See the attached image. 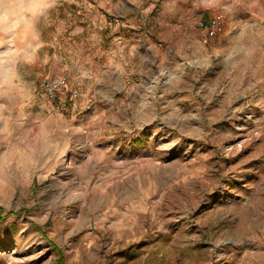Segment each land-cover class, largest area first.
<instances>
[{
	"label": "rangeland",
	"instance_id": "1",
	"mask_svg": "<svg viewBox=\"0 0 264 264\" xmlns=\"http://www.w3.org/2000/svg\"><path fill=\"white\" fill-rule=\"evenodd\" d=\"M25 6L0 25V264H264V0Z\"/></svg>",
	"mask_w": 264,
	"mask_h": 264
},
{
	"label": "built area",
	"instance_id": "2",
	"mask_svg": "<svg viewBox=\"0 0 264 264\" xmlns=\"http://www.w3.org/2000/svg\"><path fill=\"white\" fill-rule=\"evenodd\" d=\"M225 13L224 10H221L212 13L205 19H201L198 23L200 29L208 36H216L223 32ZM40 82L45 92L51 97L56 96L57 92L66 85L65 77H50L46 75L41 76Z\"/></svg>",
	"mask_w": 264,
	"mask_h": 264
},
{
	"label": "clouds",
	"instance_id": "3",
	"mask_svg": "<svg viewBox=\"0 0 264 264\" xmlns=\"http://www.w3.org/2000/svg\"><path fill=\"white\" fill-rule=\"evenodd\" d=\"M29 4L34 0H27ZM26 0H0V25L5 24L11 18H18L20 13L33 11L32 7L26 8Z\"/></svg>",
	"mask_w": 264,
	"mask_h": 264
},
{
	"label": "crops",
	"instance_id": "4",
	"mask_svg": "<svg viewBox=\"0 0 264 264\" xmlns=\"http://www.w3.org/2000/svg\"><path fill=\"white\" fill-rule=\"evenodd\" d=\"M226 13H225V21H224V26H225V22H226V25H227V23H228V21L229 20H226ZM236 17H239V18H241L239 15H236ZM242 19V18H241ZM259 19V18H258ZM243 20H249V23H251L252 21H256L257 20V17L256 16H251V17H246L245 19H243ZM248 23V22H247ZM247 31H251V32H254V27L251 25V26H248L247 27ZM262 32H264V27L262 28ZM262 35H264V33L262 34ZM247 42V41H246ZM248 44H250V42L248 43ZM248 44L247 43H245V45L246 46H248ZM252 44V43H251ZM262 61H260V63H261Z\"/></svg>",
	"mask_w": 264,
	"mask_h": 264
}]
</instances>
